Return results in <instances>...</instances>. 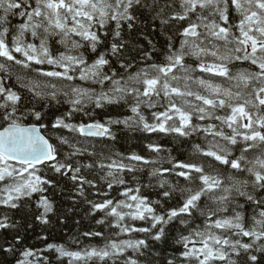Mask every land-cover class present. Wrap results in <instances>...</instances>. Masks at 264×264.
Returning a JSON list of instances; mask_svg holds the SVG:
<instances>
[{
    "label": "snow or ice",
    "instance_id": "1",
    "mask_svg": "<svg viewBox=\"0 0 264 264\" xmlns=\"http://www.w3.org/2000/svg\"><path fill=\"white\" fill-rule=\"evenodd\" d=\"M0 264H264V0H0Z\"/></svg>",
    "mask_w": 264,
    "mask_h": 264
},
{
    "label": "trees",
    "instance_id": "2",
    "mask_svg": "<svg viewBox=\"0 0 264 264\" xmlns=\"http://www.w3.org/2000/svg\"><path fill=\"white\" fill-rule=\"evenodd\" d=\"M169 140L170 138H166V139H163L161 140V143H164L166 146H171L169 144ZM138 142L137 141H130V142H121L120 144L116 145V147L119 149V148H129V147H132L133 145L137 144ZM189 148L190 146L188 144H185L183 145L178 152H174L173 155H178V157L180 159H184L185 156L187 155L188 151H189Z\"/></svg>",
    "mask_w": 264,
    "mask_h": 264
}]
</instances>
